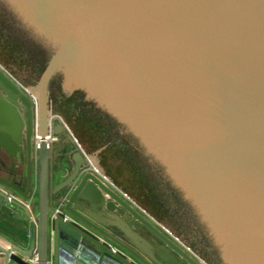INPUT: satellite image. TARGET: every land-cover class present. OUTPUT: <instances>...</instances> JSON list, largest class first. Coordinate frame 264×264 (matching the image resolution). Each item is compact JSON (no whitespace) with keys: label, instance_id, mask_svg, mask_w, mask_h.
I'll use <instances>...</instances> for the list:
<instances>
[{"label":"water","instance_id":"obj_1","mask_svg":"<svg viewBox=\"0 0 264 264\" xmlns=\"http://www.w3.org/2000/svg\"><path fill=\"white\" fill-rule=\"evenodd\" d=\"M5 1L56 42L29 92L0 65V88L26 106L29 139L36 107L40 140L35 217L11 195H33L31 173L0 178V215L22 210L31 222L25 240L0 244L6 264H204L92 169L51 116L52 77L81 64L103 74V86L127 89L119 99L130 111L116 117L179 181L218 242L264 264V0ZM62 135L75 166L52 187L51 145Z\"/></svg>","mask_w":264,"mask_h":264},{"label":"rangeland","instance_id":"obj_2","mask_svg":"<svg viewBox=\"0 0 264 264\" xmlns=\"http://www.w3.org/2000/svg\"><path fill=\"white\" fill-rule=\"evenodd\" d=\"M21 19L11 5L0 0V65L30 90L37 85L56 42L42 38ZM82 70L81 64L74 65L70 72L60 68L54 74L49 84V112L63 121L69 138L85 154L89 166L97 168L109 185L197 260L204 264H259L253 255L248 254L245 261L242 250H229L223 239L224 246L218 242L219 235L180 189L179 181H173L163 166L159 167L156 157L132 137L128 123L118 120L116 112L121 110L122 115L126 108L115 105L114 100L119 99L108 94L111 87L103 86L105 76L98 74L97 79ZM62 145L65 139L53 145L54 159ZM53 160L51 185L59 180ZM222 247L227 258L222 256Z\"/></svg>","mask_w":264,"mask_h":264},{"label":"crops","instance_id":"obj_3","mask_svg":"<svg viewBox=\"0 0 264 264\" xmlns=\"http://www.w3.org/2000/svg\"><path fill=\"white\" fill-rule=\"evenodd\" d=\"M5 96V93L0 88V168L11 173H23L25 163L20 149L23 129L22 114L15 107L11 110ZM51 160H53V157ZM51 169L54 171V167L50 168V172ZM60 175L64 174L60 173ZM57 182L54 181L52 186L54 187ZM34 189L30 198H23L15 193L11 194L18 201L29 207L33 217L38 213L37 181H35ZM51 204H55L53 199H51ZM34 222L37 224L36 220ZM30 223V220L27 219L22 210L17 211L13 216L1 214L0 244L4 247H9V241L19 243L23 239L25 240L30 232ZM0 264H6V258L2 252H0Z\"/></svg>","mask_w":264,"mask_h":264},{"label":"flooded vegetation","instance_id":"obj_4","mask_svg":"<svg viewBox=\"0 0 264 264\" xmlns=\"http://www.w3.org/2000/svg\"><path fill=\"white\" fill-rule=\"evenodd\" d=\"M21 86L26 92H29L28 90H26V88L23 85H21ZM5 99L10 104L11 110H13V108L15 107L22 114L23 129H22V134H21L22 138H21L20 149L23 153V159H24V163H25V169L23 171L24 181L27 180L29 173H31L33 181H38L39 180V150H38V148H39L40 140L37 139L38 138L37 134L39 131V126H38L39 122H38V117H37L38 115H37L36 107L34 110L35 111V120H34L33 136L31 137V139H29L27 127H26V122H25V117H24L26 106H24L20 102H18L20 104L13 103L10 100V98L7 97V95L5 96ZM58 139H60V142L63 141V139H65V145H62V147L60 148L59 152L57 153L55 159L53 158L54 159L53 161L55 162V165L57 166V171L59 172V175H60V173L66 174V171H63L62 169H65V170L68 169L67 171H71L74 168V166H75L74 158L76 156V153L72 149L71 144L65 135H62ZM58 139L54 140L53 144L51 145L50 168H51V158L54 156L52 153L53 145L55 144V142ZM29 144L31 146H29ZM76 159L78 160V158H76ZM10 173H11L10 171H5L3 168H0V178L1 179L3 178V179L7 180ZM50 177H51V174H50Z\"/></svg>","mask_w":264,"mask_h":264},{"label":"bare ground","instance_id":"obj_5","mask_svg":"<svg viewBox=\"0 0 264 264\" xmlns=\"http://www.w3.org/2000/svg\"><path fill=\"white\" fill-rule=\"evenodd\" d=\"M120 71L119 70H117L116 71V69H115V72L113 73V75H114V77L116 78V79H118L119 78V73ZM111 84H112V87H113V89H114V93L112 94V96L115 98V99H119L120 98V95L122 94V93H127V89H125V88H123V86L119 83V85H116V83H112L111 82ZM118 84V83H117ZM108 94L109 95H111V93L110 92H108ZM115 101V105L117 106V105H121V106H124V104L122 103V101L120 102V99H119V101H117V100H114ZM120 106V107H121ZM120 107H118L117 106V108H120ZM124 108H126V110L128 111V113H129V111H130V107H128L127 106V104H126V106H124ZM38 117V116H37ZM243 248V247H242ZM254 256V255H253ZM254 258H256L255 256H254ZM261 259V258H260ZM262 261V260H261ZM258 262H259V264H260V261L258 260ZM264 262V261H263Z\"/></svg>","mask_w":264,"mask_h":264},{"label":"built area","instance_id":"obj_6","mask_svg":"<svg viewBox=\"0 0 264 264\" xmlns=\"http://www.w3.org/2000/svg\"><path fill=\"white\" fill-rule=\"evenodd\" d=\"M94 170H95L96 172H98L97 168H94ZM58 210H59V209H58ZM36 260H37V255L35 254L34 257H33V261H36Z\"/></svg>","mask_w":264,"mask_h":264}]
</instances>
